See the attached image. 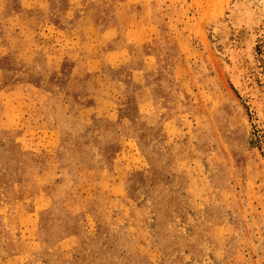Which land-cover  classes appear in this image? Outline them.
Returning a JSON list of instances; mask_svg holds the SVG:
<instances>
[{
  "label": "rangeland",
  "instance_id": "rangeland-1",
  "mask_svg": "<svg viewBox=\"0 0 264 264\" xmlns=\"http://www.w3.org/2000/svg\"><path fill=\"white\" fill-rule=\"evenodd\" d=\"M261 1L0 0V264H264Z\"/></svg>",
  "mask_w": 264,
  "mask_h": 264
},
{
  "label": "bare ground",
  "instance_id": "bare-ground-1",
  "mask_svg": "<svg viewBox=\"0 0 264 264\" xmlns=\"http://www.w3.org/2000/svg\"><path fill=\"white\" fill-rule=\"evenodd\" d=\"M257 3V2H256ZM258 4H259V2H258ZM261 7H263L264 8V0H262L261 2H260V4H259ZM256 6V5H255ZM258 6V5H257ZM255 8V7H254ZM257 9V8H256ZM260 9V8H259ZM255 10V9H254ZM256 11H258V10H256ZM262 11H263V9H262ZM260 12V11H259ZM254 13V12H253ZM252 13V14H253ZM256 14H258L257 12H256ZM260 16V15H259ZM255 17V16H254ZM258 17V16H257ZM261 18V17H260ZM247 20V19H246ZM248 20L249 21H247L248 22V24L251 22V19L250 18H248ZM263 22V21H262ZM245 23V22H244ZM258 23H259V21H258ZM257 25V24H256ZM260 25V24H259ZM253 26V25H252ZM253 33V32H252ZM258 35H260V32H259V34ZM254 36V35H253ZM250 37V36H249ZM257 37V36H256ZM248 38V37H247ZM256 39V38H255ZM254 40V39H253ZM248 41V40H247ZM249 46V45H248ZM250 46H251V43H250ZM249 46V47H250ZM253 46V45H252Z\"/></svg>",
  "mask_w": 264,
  "mask_h": 264
}]
</instances>
